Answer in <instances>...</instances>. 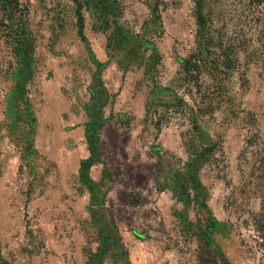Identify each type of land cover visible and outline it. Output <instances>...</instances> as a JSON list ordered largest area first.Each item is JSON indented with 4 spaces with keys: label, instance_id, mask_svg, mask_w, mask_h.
Returning a JSON list of instances; mask_svg holds the SVG:
<instances>
[{
    "label": "rangeland",
    "instance_id": "374dc122",
    "mask_svg": "<svg viewBox=\"0 0 264 264\" xmlns=\"http://www.w3.org/2000/svg\"><path fill=\"white\" fill-rule=\"evenodd\" d=\"M204 6L193 84L196 0H0V264H264V0Z\"/></svg>",
    "mask_w": 264,
    "mask_h": 264
},
{
    "label": "trees",
    "instance_id": "16d2710c",
    "mask_svg": "<svg viewBox=\"0 0 264 264\" xmlns=\"http://www.w3.org/2000/svg\"><path fill=\"white\" fill-rule=\"evenodd\" d=\"M105 1V0H101ZM261 1V0H259ZM205 0H196V15L198 20V50L194 53H191L186 59L183 60V69L186 73L185 78L189 81L195 84L198 80L197 74L198 72H201V68L208 63L206 59L204 58V53L213 52L215 39L213 37V34L211 32V28L208 25V18L205 13V6H204ZM80 33L83 35V27H84V21L83 16L81 15L80 19ZM212 69H218L220 67H230L233 66V60L232 58L227 56V53L224 52V54L221 55V58H215L209 60ZM209 66V65H208ZM200 77V75H199ZM197 79V80H196ZM200 94L202 90H199ZM171 93L174 94L172 101H166L170 107L168 109H171L170 112L176 113L182 110L183 112H188V116L193 120H195L198 124L199 116L203 115L201 110H196L194 107L190 106L185 100V98L180 97L178 95H175L174 91H171ZM188 108V109H187ZM189 110V111H188ZM186 177L190 183H194L197 186V176L195 172H188L186 173ZM194 186V187H196Z\"/></svg>",
    "mask_w": 264,
    "mask_h": 264
}]
</instances>
